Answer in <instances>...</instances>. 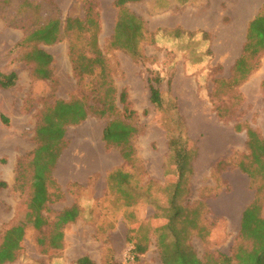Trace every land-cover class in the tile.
Returning a JSON list of instances; mask_svg holds the SVG:
<instances>
[{"label":"rangeland","instance_id":"rangeland-1","mask_svg":"<svg viewBox=\"0 0 264 264\" xmlns=\"http://www.w3.org/2000/svg\"><path fill=\"white\" fill-rule=\"evenodd\" d=\"M87 1L94 2L99 13L98 48L115 90V110L102 118L90 113L82 123L66 126L63 149L49 167L33 157L42 111L56 101L71 100L98 108L93 99L98 72L78 80L72 70L69 46H82L89 57L88 33L63 35L51 46L37 44L52 58L49 80L32 74L33 65L22 59L27 49L22 42L52 19L61 28L67 18L82 20ZM147 2L128 9L152 29L159 25L157 14L165 12H151ZM198 5L205 13L202 10L195 22L197 37L171 49L145 37L139 46L141 59L135 60L111 45L118 14L114 0H0V73L17 75L13 88L0 89V114L9 121L7 126L0 121V180L8 185L0 189V264L16 259L23 264H63L64 259L65 264H75L84 256L93 264H166L159 255L156 230L166 223L158 208L166 207L165 188L176 181L168 146L171 136L188 138L196 149L180 203L203 228V236L192 231L187 256L171 259L170 264L202 263L210 254L233 255L241 214L259 184L238 166L246 162L245 129L264 138V52L246 81L229 88L233 58H215L210 49L216 40L230 38L229 20L208 14L209 0H198ZM221 7L226 9V3ZM173 23L172 18L167 24ZM226 45L220 43V53ZM191 57L197 66H191ZM157 77L159 108L149 99V86ZM121 92L126 93L130 117L118 101ZM113 119L135 129L130 161L122 158L120 147L107 146L102 139ZM115 171L129 175L121 189L108 180ZM72 207L78 211L76 218L59 217ZM136 242L143 243L146 252L134 260ZM60 244L65 251L57 248Z\"/></svg>","mask_w":264,"mask_h":264},{"label":"trees","instance_id":"trees-1","mask_svg":"<svg viewBox=\"0 0 264 264\" xmlns=\"http://www.w3.org/2000/svg\"><path fill=\"white\" fill-rule=\"evenodd\" d=\"M141 0H115L114 6L118 10L117 20L113 29L111 45L118 50L128 54L132 59H141L140 44L145 37H149L151 42L159 46L160 31L150 33L146 29L145 22L131 12L126 4L138 3ZM85 15L81 19L67 18L64 26L57 19L50 20L44 26L38 27L23 39L22 45L27 48L22 59L33 65L32 74L41 80H49L51 76L50 64L51 56L38 47L37 44L51 46L61 41L63 35L88 33L89 39L86 44L89 57L83 52V47L71 43L69 46L70 60L74 75L78 80L83 77H90L98 72L97 92L93 99L98 102V108L86 106L80 100L69 102L56 101L53 106L42 111L35 128L34 140L37 144L33 157L45 160L49 167H53L57 157L64 145V128L68 125H78L82 123L90 113L97 117H108L113 115L115 106V90L112 81L108 76V69L101 51L98 48L97 33L100 30L99 13L95 11V3L87 1L85 3ZM157 7H163L158 5ZM199 32L186 33L180 29L173 30L167 35L174 41L168 44L167 49L180 46L184 40L198 36ZM169 42V39H164ZM197 52V51H196ZM264 52V4L261 11L249 23L246 39L239 58L232 66V77L226 83L229 88L237 87L257 69L259 55ZM198 56V52L195 57ZM191 66H197L198 61L192 62ZM160 78H153L152 85L149 86V99L151 104L159 108L162 105L160 91L156 87L161 81ZM17 82V75L14 72L9 74L0 73V89L8 90L13 88ZM219 83H223L220 81ZM118 101L122 106L126 117L132 115L127 102L125 92H121ZM0 121L7 126L9 121L0 115ZM235 131H240L239 126H235ZM135 133L134 127L121 119H113L108 122L102 132V139L107 146L120 147L122 158L130 161L133 154L130 148V139ZM247 156L246 162L239 163V169L245 173L251 182L259 184L255 188L254 197L251 203L241 214L238 238L239 244L236 246L232 256L207 255L203 262L195 261L192 264H264V138L254 129H245ZM169 152L171 166L176 177V181L165 188L167 193V204L164 208H159L166 223L157 229V246L161 260L170 264L169 260H183L190 251V246L186 243L191 236V232L197 230L200 235L203 228H199L196 219L191 218V211L187 206H183L180 200L186 192L188 177L193 172V161L196 157V149L188 139H181L179 136H171L169 140ZM129 175L121 171H115L109 175L108 180L113 181L119 189L128 183ZM7 184L0 181V189H6ZM48 200V198L46 199ZM194 213V212H193ZM78 211L72 207L62 211L59 215L62 219L76 217ZM60 219V218H59ZM58 222V217L56 219ZM129 242V241H128ZM131 243V242H129ZM146 252V246L141 242L134 243L131 251L132 258L137 260L139 255ZM77 264H93L87 257L77 261Z\"/></svg>","mask_w":264,"mask_h":264},{"label":"crops","instance_id":"crops-1","mask_svg":"<svg viewBox=\"0 0 264 264\" xmlns=\"http://www.w3.org/2000/svg\"><path fill=\"white\" fill-rule=\"evenodd\" d=\"M144 1L145 0H141L140 2L134 4H140L143 3ZM209 1H210V8L208 9L209 10L208 14L210 12V15H212L216 20L220 19L219 21L228 18L229 22L226 26L230 30V34H231L229 39H226L224 37L220 41L216 40L217 44L210 46V49H212V56L215 58L216 57L218 58L225 57L230 59L233 58V64H234V62L239 58L242 48L244 46L248 25L250 21L261 11L262 6L264 4V0H209ZM147 3L150 6L151 12H159V11L165 12L162 14H157L159 15L158 17H160L159 25H154V28L152 29L149 28V24L146 25L145 23L148 32L150 33H156L157 31L161 32L158 38L159 46H164L165 48H167L170 44L174 43V41L171 40V38L167 35L173 30L180 29L186 33L199 32V29L195 22H198V18H200V14H203L202 10H204L205 8L202 9L200 5H198V0H148ZM222 3H226L227 5L226 9H223L221 7ZM129 5L130 3L126 4V7L128 8ZM158 5H163V7H157ZM172 18L174 19V23L168 25L167 23L170 22ZM166 38L169 39L168 43L167 41L165 42L164 40ZM220 43L227 44L226 47H224L223 49V53H220V49L218 48V46L220 47ZM0 181H3L7 184V181L5 180H0ZM50 246L56 249V245L50 244ZM42 247L40 248L42 249ZM57 248L61 251H65L63 244H60V246H58ZM79 259L75 261V264H77V261ZM65 261H66L65 259L62 260L63 264H65ZM7 264H23V262L21 260L19 261L16 259L13 263H7ZM69 264H71V262Z\"/></svg>","mask_w":264,"mask_h":264},{"label":"bare ground","instance_id":"bare-ground-1","mask_svg":"<svg viewBox=\"0 0 264 264\" xmlns=\"http://www.w3.org/2000/svg\"><path fill=\"white\" fill-rule=\"evenodd\" d=\"M249 80V79H248Z\"/></svg>","mask_w":264,"mask_h":264}]
</instances>
